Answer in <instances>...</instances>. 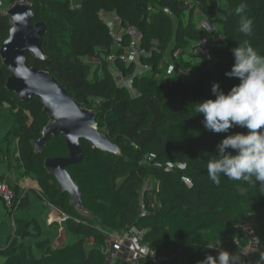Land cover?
Listing matches in <instances>:
<instances>
[{
  "label": "trees",
  "instance_id": "16d2710c",
  "mask_svg": "<svg viewBox=\"0 0 264 264\" xmlns=\"http://www.w3.org/2000/svg\"><path fill=\"white\" fill-rule=\"evenodd\" d=\"M199 1L205 17L221 28L223 39L217 41L224 45L221 55L215 59L212 44L211 62L201 60L184 68L183 74L175 71L166 75L160 67L164 51L180 32L181 25L190 22L182 0H160L161 4L155 8L147 0H81V14L77 18L69 15L67 5L61 4L60 17L70 24V50L76 56H97L101 76L89 79L83 66L62 60L60 50L48 44L53 37L48 30L41 37L42 58H35L27 51V65L50 72L81 106L93 109L98 130L117 145L121 157L140 160L152 154L154 160L182 161L186 167L163 171L152 163H137L131 167L126 179L116 183L108 169V154L80 139L83 159L70 166L68 171L80 189L83 208L92 217L89 221L70 204L68 193L57 188L56 179L43 166L48 157L68 154L63 136L50 137L42 151L35 152L30 141L40 137L47 114L37 97L33 96L28 101L17 99L11 110V129L19 131L21 167L25 174L35 176L40 191L38 197L47 198L66 213V228L78 239L53 250L46 249L45 254L39 257L9 252L12 245L9 243L0 264H106L105 256L99 251L105 241L102 230H116L119 224L131 219H135L132 224L144 230V241L157 253L168 256L167 264H200L207 255H216V250L209 247L215 242H220L218 248L221 250L236 252L238 246L248 245L240 225L247 221L256 231L259 249L250 251L241 264H258L260 252L264 251V193L259 192L256 184L235 182L224 176H221L219 185L211 182L205 165L216 153L223 134L206 130L202 115L195 114L192 105L205 99H215L211 92L213 84L225 93L238 84V79L225 75L234 62L233 48L247 42L264 55V0H226L227 8L220 7L216 0H195L193 4ZM241 3L246 4V9L238 15L235 10ZM50 5L58 7L56 1H50ZM164 7L168 12L163 10ZM42 9L44 11L34 6L35 19L44 20L43 12L46 14L48 8L42 5ZM105 13L118 15L122 26L134 27L140 36V46L147 51L140 61L150 65L148 71L134 73L133 65H126L119 59L113 62L123 77L131 76L129 87L117 84L108 71L107 63H103L102 57L120 51L130 39L127 33L118 38L112 35L102 16ZM175 17L177 23H174ZM242 17L252 20L251 36L237 31ZM174 24H177L176 29ZM9 25V16L0 11V43L7 36ZM179 49L181 47L175 51ZM8 75L0 58V96L6 92L4 83ZM92 100L96 101L92 103ZM18 110L23 115L14 125ZM25 111L32 116L31 123L26 121ZM243 131L246 130H230L232 133ZM155 169L161 171L159 186L163 197L159 203L156 198L152 200V194L150 198L142 193L144 180ZM182 176L190 179L191 187L184 184ZM13 189L18 200L15 211H20L28 205V197L17 192V184ZM139 201L145 205L144 212H137ZM98 219L104 229L95 224ZM15 222L18 230L32 224L39 231L36 218L30 221L17 218ZM88 235H92L95 242L90 248L85 242ZM115 264L151 262L138 258L133 263L118 260Z\"/></svg>",
  "mask_w": 264,
  "mask_h": 264
},
{
  "label": "rangeland",
  "instance_id": "374dc122",
  "mask_svg": "<svg viewBox=\"0 0 264 264\" xmlns=\"http://www.w3.org/2000/svg\"><path fill=\"white\" fill-rule=\"evenodd\" d=\"M17 0H0V11L2 13L7 12L8 8ZM30 4V8L33 10L34 6L38 9L41 8L42 11V5L45 6V8H48L47 13L44 14V20H38L33 18L32 23L41 21L44 23L45 31L48 30V33L50 35H53V37H50V40L48 42L49 45H53L54 47H57L58 50H60V57L62 60H64L67 63L76 64L78 66H83L86 70L87 76L89 79L98 78L101 76L100 69L97 65L98 61L96 60L97 56L87 58L83 56H76L72 53L69 47V32H70V24H66L63 19H61L60 15L62 13V10L59 8L61 4L67 5V10L69 11V15L72 17H79L81 14V10L79 8L81 0H26ZM42 1H44L42 3ZM50 1H56L58 3V7H53L50 5ZM150 5H154L153 7H157L160 5V0H147ZM216 3L220 7L227 8L228 4L226 0H216ZM186 14H188V18H190V22L188 24H182V28L177 36H175L167 49L164 51V57L161 63V71H164L165 68H167L168 65L172 64L174 67V71L177 73H184V68H186L188 65L193 63H199L201 62V59L198 55H196L193 52V45L195 43L197 36H199V33L197 32V24L201 18L205 16L202 11L201 1L198 3H191L189 5H186L185 8ZM105 14L102 16L105 18ZM186 20V17L183 18V21ZM174 23H177V18H174ZM175 25V24H174ZM217 30L220 32L221 28L218 24H215ZM177 28V24L175 25V29ZM199 31V30H198ZM215 42L212 47V51L214 54L215 59L221 55V49L224 46L223 43H217ZM177 47H181V50L178 51V56L176 58H173V52L176 50ZM183 47V48H182ZM258 53V52H257ZM260 54V53H258ZM261 55V54H260ZM43 56V54H42ZM104 59L105 65L109 67L108 71L117 82H120L119 74L117 73L116 68L113 66V63L111 60H109L107 57H102ZM103 65V64H102ZM101 65V67H102ZM101 71H104L103 68H101ZM239 83V81H238ZM6 92H2L0 96V177L4 178L7 183H9L12 187L15 182L11 181L8 177L9 174V168H14L16 175L21 176V178H25L27 183L26 186L29 188L33 187V189H29L30 193L28 194V201L29 205L25 207L24 213L27 217V219H32L34 216L40 215L44 213L45 208H49L52 212H63L60 208L54 206L53 209H51L49 206H46V204L43 203L42 199H45L47 201V198L37 197L34 193L37 191V193H40L39 190L35 189V176L33 174H25L22 167L21 162L18 157V133L19 131L16 129H11L13 124V117H12V107L15 105V101L19 99L17 95L12 92L8 91L6 88L4 89ZM96 100H92V103H94ZM17 111V107L15 108ZM14 109V110H15ZM90 109V108H88ZM94 111L93 109H90ZM27 116V122L31 123L32 116L28 112H24ZM20 115H23V112L18 110V115L15 119L14 125H17L19 123ZM48 120V117H47ZM224 135V134H223ZM221 135V138L223 137ZM32 141H30V145L35 151V145L32 144ZM173 146L176 145V143L172 144ZM108 156V169L111 171L113 179L116 183H120L123 181V179H126L125 177L131 172V167L135 164L140 163H148L145 158H142L140 160H133V159H127L125 157H121L120 151L115 152H108L105 151ZM160 174L161 171L155 169L153 173L148 176L143 183L144 192L147 196H150L152 194L154 198H156V202L159 203L162 201V189L159 186V180H160ZM18 184V183H17ZM15 186V185H14ZM141 191V190H140ZM17 192L20 194H23V188L17 189ZM148 197V198H149ZM40 200V201H39ZM138 200H140V195L138 196ZM49 201V200H48ZM70 202V200H69ZM141 201L138 202V205L136 206L137 212L139 211V204ZM42 203V204H41ZM51 203V202H50ZM52 204V203H51ZM71 204V203H70ZM72 205V204H71ZM17 206V204H16ZM77 211L79 214L84 217L85 219L92 221V217L89 215L87 211L81 208H77ZM16 209V207H15ZM15 209L11 212L7 211L6 209H2V205L0 203V257L3 256L5 248L9 243H11V248L9 249V252H16L21 253L23 252L26 256H29V248H30V242H33L34 244L38 246L40 249L44 250L45 247L50 243L49 239H52L56 234V228L51 227L49 229L45 228L42 225V236L49 237L43 240H38L40 237L38 235L37 237V230L33 227V225L25 226L17 229L16 226V220L17 218H23L24 221L26 220L25 217H23L20 213V211H15ZM9 213V214H8ZM11 213V214H10ZM64 213V212H63ZM135 219L128 220L129 223H132ZM96 222V223H95ZM94 223L99 226L100 228L104 229V226L100 224V221H95ZM12 223V226H11ZM242 233L244 236L248 239V245L245 247L238 246L235 253H238L241 257V260H244L247 258L250 251L257 250L259 247L257 246V239H256V231H254L250 223L247 221H242ZM120 227V224H119ZM12 228V232L10 234V230ZM71 234V233H70ZM68 236V238L62 239L61 241H54L52 246H48L49 250H53L59 246H62L64 244H70L75 241L73 239V235ZM42 237V238H43ZM86 247L90 248L91 246L95 245V242L93 240L92 235H88L85 238ZM218 247V245H217ZM41 250V251H42ZM46 251L43 253L45 254ZM171 251H169L167 254H170ZM3 261V260H2ZM1 261V262H2ZM0 262V263H1Z\"/></svg>",
  "mask_w": 264,
  "mask_h": 264
},
{
  "label": "water",
  "instance_id": "95a60500",
  "mask_svg": "<svg viewBox=\"0 0 264 264\" xmlns=\"http://www.w3.org/2000/svg\"><path fill=\"white\" fill-rule=\"evenodd\" d=\"M6 15L10 25L7 36L0 43V58L9 72L4 87L21 101L35 96L42 103L48 120L40 131V137L32 141L35 152H41L50 137L63 136L68 154L48 157L43 166L56 179L57 188L68 193L72 206L84 209L80 189L68 171L70 166L83 159L80 139L103 151L115 152L118 147L98 130L94 111L81 106L50 72L27 65V51L35 58H42L40 45L45 33L43 22H31L35 13L30 4L26 0H17L8 8Z\"/></svg>",
  "mask_w": 264,
  "mask_h": 264
},
{
  "label": "clouds",
  "instance_id": "9594fccd",
  "mask_svg": "<svg viewBox=\"0 0 264 264\" xmlns=\"http://www.w3.org/2000/svg\"><path fill=\"white\" fill-rule=\"evenodd\" d=\"M245 9L246 4L241 3L235 11L242 15ZM237 31L251 36L252 20L242 17ZM232 54L234 62L225 75L238 79L239 83L227 93L213 84L211 92L215 99L192 105L195 114L202 115L206 130L224 134L205 168L213 184L219 185L224 176L235 182L256 184L259 192L264 193V55L247 42L233 48ZM235 128L246 131L230 132ZM219 243L209 246L216 250V255H207L200 264H241L238 253L219 249ZM258 264H264V251L260 252Z\"/></svg>",
  "mask_w": 264,
  "mask_h": 264
},
{
  "label": "built area",
  "instance_id": "2783aa9c",
  "mask_svg": "<svg viewBox=\"0 0 264 264\" xmlns=\"http://www.w3.org/2000/svg\"><path fill=\"white\" fill-rule=\"evenodd\" d=\"M195 0H182L183 4L189 5ZM151 9V7H148ZM163 10L168 12L167 7H164ZM105 21L108 27L111 29L112 35L122 37L123 34L127 33L130 35L129 42L126 46L120 51H114L107 54L109 60L112 63L115 60H120L126 65H133L134 73H139L142 71H148L150 65L140 61L142 55H147L145 51L140 46V36L137 30L132 26H122L121 19L116 14H106ZM199 37L193 45V52L200 57L201 60L206 62H211L213 60V55L211 52V46L217 41L223 39V35L219 32L214 23L208 20L205 16L201 18L197 24ZM178 56V51L173 52V58ZM98 63L100 60L96 58ZM174 71L172 64L168 65L164 70V74H170ZM120 82L117 84L130 86V77H123L118 71ZM144 158L148 163H152L155 168L162 169L163 171L171 169L183 170L186 167V163L182 161H165L160 162L154 160V155L149 154L145 155ZM182 181L187 187H191V181L187 176H182ZM144 187L142 188V191ZM0 200L2 201L5 209L9 212L13 211L16 207L17 201L15 196V191L13 187L7 183L4 178H0ZM43 203L46 206H49L51 209L54 208V205L51 204L48 200L42 199ZM139 211H145L144 203H140ZM9 214V213H8ZM11 214V213H10ZM49 221V220H48ZM105 234V241L100 245L99 251L105 256L106 264H115L118 260L128 261L129 263L135 262L138 258L148 259L151 264H167L169 258L164 253H157L154 248H152L146 241L143 239L144 230L141 227H138L135 224L126 223L116 230H102Z\"/></svg>",
  "mask_w": 264,
  "mask_h": 264
},
{
  "label": "crops",
  "instance_id": "0c3cea01",
  "mask_svg": "<svg viewBox=\"0 0 264 264\" xmlns=\"http://www.w3.org/2000/svg\"><path fill=\"white\" fill-rule=\"evenodd\" d=\"M8 177L10 178L11 181L15 182L16 184L18 183V184H17L18 187H19L20 189H21V187H22V188H23V192H24V194L27 195V197H28V194L30 193L29 189H33V187H31V188L28 189V187L26 186V183H27L26 179H25V178H21V176H19V175L17 176L14 168H9V174H8ZM4 178H5V177H4ZM35 184H36V185H35L34 188L37 189V190H39V188H38V186H37L36 178H35ZM14 185H15V184H14ZM34 194L38 197V194H39V193H37V191H36ZM39 201H40V200H39ZM0 203H1V205H2V209L4 210L5 207H4V205H3V203H2L1 200H0ZM41 204H42V203H41ZM28 205H29V201H28ZM28 205H27V206H28ZM24 209H25V208H24ZM20 213H21V215H22L23 217H25L26 220H28V221H30V220L36 218L37 223H39V231H38V233H37V237H38V235H39L40 237L38 238V240H43V239H46V238L49 239V237H45V238H44V237L42 236V225H43L45 228H47V229H49V228H51V227H55V228H56V234H55L53 237H51L52 239H49V240H50V243H49L48 246H52V244L54 243V241H61L62 239L68 238V236L71 237V236H70L71 234L73 235V239H75V241L78 239V236H77V235H74L72 232H69V231L67 230V228H66V225H65V221H66V218H67L66 213L59 212V211L52 212V211L49 210V208H45L44 213H42V214H40V215H37V216H34V217H33L32 219H30V220L27 219V217H26V215H25L23 209L20 210ZM48 220H49V221H48ZM127 223H129V222H127ZM124 224H126V223L121 224L120 227L123 226ZM130 224H132V223H130ZM31 225H32V224H31ZM11 226H12V223H11ZM120 227H118V228H120ZM118 228H117V229H118ZM11 232H12V228H11V230H10V234H11ZM70 233H71V234H70ZM42 237H43V238H42ZM34 241H35V239H34ZM34 241L29 243V244H30L29 253L32 254V255L35 256V257H39L40 255L44 254L43 252L46 251V249H48V246H47V248L45 247V249L42 250V249H40L38 246H36V245L34 244ZM6 247H7V246H6ZM59 247H60V246H59ZM41 250H42V251H41ZM3 259H4L3 256L0 257V262H1Z\"/></svg>",
  "mask_w": 264,
  "mask_h": 264
}]
</instances>
